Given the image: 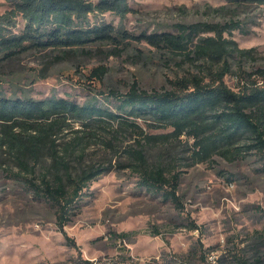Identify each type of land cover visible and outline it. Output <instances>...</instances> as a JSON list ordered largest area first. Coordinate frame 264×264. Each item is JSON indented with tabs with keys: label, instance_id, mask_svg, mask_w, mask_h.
Returning <instances> with one entry per match:
<instances>
[{
	"label": "rangeland",
	"instance_id": "rangeland-1",
	"mask_svg": "<svg viewBox=\"0 0 264 264\" xmlns=\"http://www.w3.org/2000/svg\"><path fill=\"white\" fill-rule=\"evenodd\" d=\"M11 6L9 0H0V13ZM129 6L124 17L106 12L92 17L91 22L110 24L114 34L121 29L134 35L175 33L177 25L195 22H234L237 26L223 35L247 52L242 59H231L232 69L239 73L241 69L248 72L264 68V4L252 0H129ZM24 25L21 16L12 25L5 24L7 33L14 34H20ZM130 40L129 48L96 43L66 54L32 48L23 49L11 59L0 54L1 90L6 96L20 98L54 96L78 104L95 100L113 110L116 101L109 90L124 92L134 80L147 90L172 89L176 78L192 74L203 76L205 82L211 80L204 62L183 60L144 40ZM100 66L105 70L102 80L91 72ZM224 80L238 89L235 72L226 74ZM105 119L100 123L88 120L91 123L83 126L76 117L66 115L63 126L52 137L61 152L71 137L82 136L77 152L83 149L82 156L72 158L71 166H76L79 158L84 164L108 167L89 182L75 215L65 225L66 233L75 238L84 257L100 258L102 264L120 259V240L111 236L114 232H129L125 244L134 257L133 264H161L163 258L171 256L189 258L199 235L202 250L211 247L208 253L213 256L221 252L227 240L239 241L264 227V156L248 148L252 142L249 133L236 140L241 154L232 160L214 153L211 159L195 162L193 139L185 134L172 143L145 146L150 164L179 171L178 193L183 209L178 210L172 201L138 183L131 149L138 147L137 140L142 139L139 130L121 127L120 118ZM136 121L149 133L171 129L149 128L143 119ZM49 162L42 156L31 163L38 174ZM20 166L14 154L0 147V264H74L77 250L66 244L56 224L55 207L31 191ZM189 218L201 225V233L186 226Z\"/></svg>",
	"mask_w": 264,
	"mask_h": 264
},
{
	"label": "trees",
	"instance_id": "trees-1",
	"mask_svg": "<svg viewBox=\"0 0 264 264\" xmlns=\"http://www.w3.org/2000/svg\"><path fill=\"white\" fill-rule=\"evenodd\" d=\"M9 1L11 8L0 13V54L7 59L27 48L53 49L62 54L88 49L96 43H106L113 48L127 45L129 48L130 39L134 38L183 60L204 62L211 75L208 82L199 74L178 77L173 81L174 87L167 90H147L134 80L124 92L109 90L116 101L113 110L100 106L95 100L78 104L54 96L46 99L6 96L0 83V147L17 158L20 169L26 172L23 178L31 191L55 207L56 224L63 231L66 244L77 250L74 264H102L100 258L83 256L75 238L66 233L65 225L75 215L89 182L108 167L78 161L83 152L82 149L77 154L82 140L79 134L71 137L61 152L57 150L52 137L63 126L66 115L76 117L83 126L91 123L88 120L100 123L105 122V118H120L121 127L137 128L142 139L137 140L138 147L131 149V160L139 175L138 183L147 191L172 201L178 210L183 209L178 193L181 175L162 164H150L145 155L148 144L172 143L185 134L193 139L192 158L195 162L211 159L214 153L232 160L241 154L240 147L235 145L236 140L249 133L252 142L248 148H255L264 156V68L248 72L241 69L239 73L232 69L231 59H242L247 52L223 35L236 27V23L195 22L177 25L175 33L162 31L134 35L119 29L114 34L110 24L92 23L91 18L106 12L124 17L130 11L129 0ZM252 1L264 4V0ZM17 16L25 21L22 32L7 33L5 24L12 25ZM204 32L212 34L200 36ZM91 72L102 80L105 70L100 66L92 68ZM231 72H235L239 79L238 89L231 88L224 80V76ZM259 78L263 82L259 83ZM137 119H143L149 128L171 129L149 133ZM77 155V165L71 166V159ZM42 156L50 162L37 174L35 164L31 162L39 161ZM186 226L200 232L201 225L194 218H189ZM111 236L120 240V259L110 264H133L134 257L125 244L129 232H114ZM200 237L197 245L190 249L189 258L166 257L161 264H264V227L254 229L239 241L227 240L228 244L213 256L208 253L211 247L202 250ZM41 264L53 263L45 261Z\"/></svg>",
	"mask_w": 264,
	"mask_h": 264
}]
</instances>
